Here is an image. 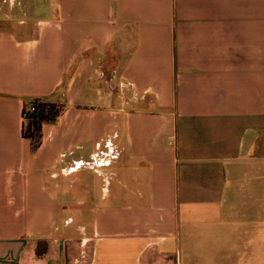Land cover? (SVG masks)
Instances as JSON below:
<instances>
[{
  "label": "crops",
  "instance_id": "1",
  "mask_svg": "<svg viewBox=\"0 0 264 264\" xmlns=\"http://www.w3.org/2000/svg\"><path fill=\"white\" fill-rule=\"evenodd\" d=\"M0 6V264H264V0Z\"/></svg>",
  "mask_w": 264,
  "mask_h": 264
},
{
  "label": "trees",
  "instance_id": "2",
  "mask_svg": "<svg viewBox=\"0 0 264 264\" xmlns=\"http://www.w3.org/2000/svg\"><path fill=\"white\" fill-rule=\"evenodd\" d=\"M61 113L62 109L57 105L40 100H35L25 107L23 134L30 140L33 151L39 149L42 144L43 126L55 122Z\"/></svg>",
  "mask_w": 264,
  "mask_h": 264
},
{
  "label": "rangeland",
  "instance_id": "3",
  "mask_svg": "<svg viewBox=\"0 0 264 264\" xmlns=\"http://www.w3.org/2000/svg\"><path fill=\"white\" fill-rule=\"evenodd\" d=\"M1 2H2V0H0V3ZM249 181H250L249 179L242 180L241 182L240 181L234 182V180H233L230 183V189H232V187H234V186H238L240 188H244L247 186L249 188V185H251V187L249 188V194H250L253 191V188H259L261 185L263 186V182L261 184L259 182H256L255 183L256 185L253 186V180H251V182H249ZM230 191H229L228 197H231ZM261 204H262V207L264 208V200H262Z\"/></svg>",
  "mask_w": 264,
  "mask_h": 264
},
{
  "label": "built area",
  "instance_id": "4",
  "mask_svg": "<svg viewBox=\"0 0 264 264\" xmlns=\"http://www.w3.org/2000/svg\"><path fill=\"white\" fill-rule=\"evenodd\" d=\"M32 110H34V109H32Z\"/></svg>",
  "mask_w": 264,
  "mask_h": 264
}]
</instances>
